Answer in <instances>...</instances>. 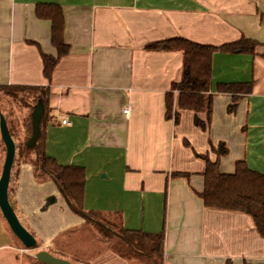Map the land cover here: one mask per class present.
I'll use <instances>...</instances> for the list:
<instances>
[{
  "label": "crops",
  "instance_id": "obj_1",
  "mask_svg": "<svg viewBox=\"0 0 264 264\" xmlns=\"http://www.w3.org/2000/svg\"><path fill=\"white\" fill-rule=\"evenodd\" d=\"M52 4L63 10L70 52L48 80L41 54L58 52L51 22L38 19L36 7ZM175 38L214 47L242 39L259 45L254 55H214L206 131L195 125L196 116L207 122L205 113L179 110L178 125L166 119V94L182 79L184 56L146 46ZM0 86L48 90L47 157L85 169L86 210L122 216L126 231L164 230L161 264H264V238L252 217L206 208L198 195L204 158L218 162L222 173L234 174L244 161L264 175V0H0ZM229 86L252 89L234 113L228 112L232 95L219 91ZM64 119L72 125H62ZM221 143L229 153L219 159L212 145ZM37 184L32 167L23 166L12 205L37 234L41 251L53 255L56 242L86 222L54 184L39 190ZM1 219L3 252L14 244ZM111 242L88 264H149L128 245L115 241L114 249Z\"/></svg>",
  "mask_w": 264,
  "mask_h": 264
},
{
  "label": "trees",
  "instance_id": "obj_2",
  "mask_svg": "<svg viewBox=\"0 0 264 264\" xmlns=\"http://www.w3.org/2000/svg\"><path fill=\"white\" fill-rule=\"evenodd\" d=\"M36 16L40 20L51 22V42L56 48L57 57L41 54L44 63V74L48 80L58 62L70 52V46L64 40V14L59 5H39L36 7ZM257 43L242 39L239 42L225 44L220 47L201 45L183 38H175L162 42H157L146 46L152 52H182L184 56L182 79L178 83H173L171 90L166 94V119L173 120L176 125L180 123L179 110H189L195 113H205L207 122L201 121L197 116L195 125L206 131L207 125L211 123L213 115V101L210 95L213 75V58L216 53L224 54H249L254 55ZM5 86H0V90ZM12 91H39L35 98H42L46 104L47 89L36 90L27 87H8ZM219 91L232 95V103L228 107V112L234 113L238 107L242 95L251 94V87H219ZM175 93L179 95L176 102ZM48 95V96H47ZM32 106V110L33 107ZM43 117L41 124V135L37 147L25 152L33 155L27 162L33 169L34 178L39 182L51 180L71 211L86 222L84 229L85 236L92 240H99L104 243L107 239L115 238L128 245L132 253L147 257L152 260V264H161L164 259L165 231L158 234L146 233L143 231H126L123 227L122 216H112L98 214L88 211L84 207V194L86 184V171L84 168L64 167L54 159L47 157L45 151V134ZM29 135H32L31 114L29 116ZM10 131V130H9ZM212 151L218 158L228 155L229 150L224 143L217 147L212 145ZM206 162V172L204 174V186L198 193L206 208L239 212L252 217L257 231L264 238V175L248 168L244 161L236 164L234 174L222 173L219 170L218 162L212 163L208 158ZM175 176H185L184 174H174ZM106 217L113 219L114 223L107 221ZM90 231L97 232V236H88ZM32 232V231H31ZM81 230L75 231L72 235H77ZM101 232V233H100ZM76 248L82 246V240L78 242ZM97 251L86 258L76 255L74 261L66 260L73 264H88L89 260ZM226 264H231L227 262ZM246 264V263H245Z\"/></svg>",
  "mask_w": 264,
  "mask_h": 264
},
{
  "label": "rangeland",
  "instance_id": "obj_3",
  "mask_svg": "<svg viewBox=\"0 0 264 264\" xmlns=\"http://www.w3.org/2000/svg\"><path fill=\"white\" fill-rule=\"evenodd\" d=\"M34 96V92L32 91H12L8 87H3L0 90V116H4L6 119L8 128L11 133V137L14 140L15 146H16V156L14 165L11 172V181L9 186V201L10 204H14L15 200V194L17 192V181L19 174L21 172V169L23 166H27V162L33 155L25 152L26 150L31 151L33 149L28 148V141L30 140L31 136L28 132V126H29V116L32 112V106L34 105V102L32 97ZM33 102V103H32ZM31 106V107H30ZM6 158V148L1 138L0 133V178L2 176L3 166L5 163ZM30 166V165H28ZM49 184H54L51 180H45L43 182H38L37 189H41L43 185L48 186ZM14 208V206L12 205ZM20 222L24 226L27 225L29 228V224L27 223L26 219L24 218V215L22 212H20V209L17 207L14 208ZM0 218L4 224L5 231L7 234L11 235L13 238V244L14 247L12 249L5 250L3 252H0V264H41L37 261L36 255L37 253L41 252L42 246L40 242L37 241V245L35 248L27 249L24 247V245L16 238V236L12 233L10 226L6 222V220L3 218L1 211H0ZM107 221H110L114 223L113 219H109L106 217ZM24 223V224H23ZM25 227V226H24ZM28 230V228H27ZM31 232L30 230H28ZM32 233V232H31ZM101 233V232H100ZM78 237H74L71 235L66 236L67 240L63 239L61 241L56 242L58 252L54 251V256L60 258V257H66L69 259H72L74 261V258L76 255L84 256L88 258L92 252L97 251L101 252L103 248H105V245L102 243H99V240H92L88 238H83L85 236L84 229L81 230L80 233H77ZM97 236V232L90 231V234L88 236ZM36 240L38 238L37 234L35 236ZM39 239V238H38ZM74 239V244L70 241ZM82 240V246L77 249L76 244ZM112 241V242H111ZM119 241L115 238H110L104 241V243L111 242L110 248H116V242ZM115 242V243H113ZM113 243V244H112ZM107 249V248H106ZM105 249V250H106ZM60 256V257H59ZM141 257V256H139ZM65 259V258H63ZM149 264H152V260H149Z\"/></svg>",
  "mask_w": 264,
  "mask_h": 264
},
{
  "label": "water",
  "instance_id": "obj_4",
  "mask_svg": "<svg viewBox=\"0 0 264 264\" xmlns=\"http://www.w3.org/2000/svg\"><path fill=\"white\" fill-rule=\"evenodd\" d=\"M44 114V100L42 98H38L31 114L32 136L27 144L29 149L37 147V143L41 135V124ZM0 133L6 148V158L2 176L0 178V211L16 238L24 245L25 248L32 249L37 245V241L35 237L22 225L9 201V186L11 181V172L16 156V146L11 137L6 119L2 115L0 116ZM36 259L41 264H73L66 259L58 258L46 251L37 253Z\"/></svg>",
  "mask_w": 264,
  "mask_h": 264
},
{
  "label": "built area",
  "instance_id": "obj_5",
  "mask_svg": "<svg viewBox=\"0 0 264 264\" xmlns=\"http://www.w3.org/2000/svg\"><path fill=\"white\" fill-rule=\"evenodd\" d=\"M126 114L128 113V111L125 112ZM62 125L64 126H71L72 122L69 119H64L62 120Z\"/></svg>",
  "mask_w": 264,
  "mask_h": 264
}]
</instances>
